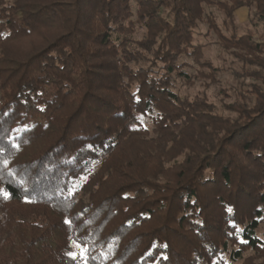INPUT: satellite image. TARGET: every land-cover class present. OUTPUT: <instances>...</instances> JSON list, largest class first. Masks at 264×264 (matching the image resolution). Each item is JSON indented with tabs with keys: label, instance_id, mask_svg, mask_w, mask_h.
Returning <instances> with one entry per match:
<instances>
[{
	"label": "trees",
	"instance_id": "trees-1",
	"mask_svg": "<svg viewBox=\"0 0 264 264\" xmlns=\"http://www.w3.org/2000/svg\"><path fill=\"white\" fill-rule=\"evenodd\" d=\"M205 5L253 80L218 103ZM258 27L264 0H0V264H264Z\"/></svg>",
	"mask_w": 264,
	"mask_h": 264
},
{
	"label": "rangeland",
	"instance_id": "rangeland-1",
	"mask_svg": "<svg viewBox=\"0 0 264 264\" xmlns=\"http://www.w3.org/2000/svg\"><path fill=\"white\" fill-rule=\"evenodd\" d=\"M205 19L204 22L201 23L200 28L198 30V39L200 44L204 45V53L205 56L212 60L216 67L223 69L221 73L218 75V79L220 81V86L213 85L210 88V96L212 101L215 103L219 102V91L221 87H225L227 90L236 86L237 81H245V82H252L253 80L250 78H245L240 74V67L242 66V63L238 61L233 53L239 54V55H246L244 52H240V50L233 48L231 52H225V49L223 48L224 42L220 37L218 36V33H216L215 30L211 29V23L210 21L213 20L217 27L220 29V32L223 35H228V31L226 30L223 22H224V15L223 13L214 6H206L205 5ZM249 20V12L246 9H241L236 13V21L239 27L242 28V30L245 31ZM253 30L256 32L255 35H253V41L255 43H263L264 39L261 37V34L263 33V30L261 27L253 28ZM209 33L208 35H206ZM233 52V53H232ZM193 63V62H192ZM189 73L192 76L196 75L195 68L189 70ZM189 90V89H188ZM202 90L201 82L198 81L195 85V87L191 88L189 90L190 93H195L197 91ZM228 94H231V91H228ZM227 98V97H224Z\"/></svg>",
	"mask_w": 264,
	"mask_h": 264
},
{
	"label": "snow or ice",
	"instance_id": "snow-or-ice-1",
	"mask_svg": "<svg viewBox=\"0 0 264 264\" xmlns=\"http://www.w3.org/2000/svg\"><path fill=\"white\" fill-rule=\"evenodd\" d=\"M75 187V186H74ZM74 191H70L69 195H73ZM229 212H231V209H229ZM65 223L72 227V221L66 220ZM235 227V226H234ZM237 231H239L238 228H236ZM243 242V241H242ZM73 244L79 251L76 252H69L68 256L73 261L77 260L78 258L82 261V264H88L89 260V252L91 251V248L88 247V241L85 240L83 244H80L78 241H73ZM164 247H167V245H164ZM94 259V257H92ZM166 259V257H165Z\"/></svg>",
	"mask_w": 264,
	"mask_h": 264
}]
</instances>
